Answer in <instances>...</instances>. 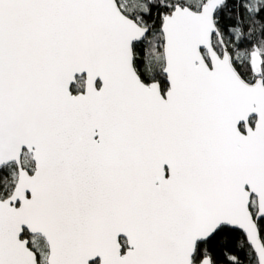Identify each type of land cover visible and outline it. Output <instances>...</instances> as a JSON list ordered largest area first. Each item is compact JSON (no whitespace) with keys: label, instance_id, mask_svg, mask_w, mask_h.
I'll return each mask as SVG.
<instances>
[{"label":"snow or ice","instance_id":"snow-or-ice-1","mask_svg":"<svg viewBox=\"0 0 264 264\" xmlns=\"http://www.w3.org/2000/svg\"><path fill=\"white\" fill-rule=\"evenodd\" d=\"M0 264H264V0H0Z\"/></svg>","mask_w":264,"mask_h":264}]
</instances>
